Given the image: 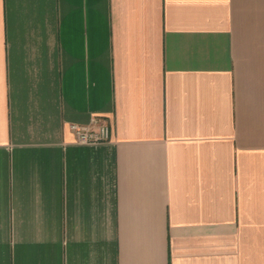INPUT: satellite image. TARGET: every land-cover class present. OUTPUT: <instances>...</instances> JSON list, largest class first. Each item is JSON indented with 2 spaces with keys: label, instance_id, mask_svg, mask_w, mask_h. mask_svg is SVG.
<instances>
[{
  "label": "crops",
  "instance_id": "crops-1",
  "mask_svg": "<svg viewBox=\"0 0 264 264\" xmlns=\"http://www.w3.org/2000/svg\"><path fill=\"white\" fill-rule=\"evenodd\" d=\"M0 264H264V0H0Z\"/></svg>",
  "mask_w": 264,
  "mask_h": 264
},
{
  "label": "built area",
  "instance_id": "built-area-1",
  "mask_svg": "<svg viewBox=\"0 0 264 264\" xmlns=\"http://www.w3.org/2000/svg\"><path fill=\"white\" fill-rule=\"evenodd\" d=\"M77 139L82 144H97L109 141L111 128L108 123L93 119L88 126L74 125Z\"/></svg>",
  "mask_w": 264,
  "mask_h": 264
}]
</instances>
